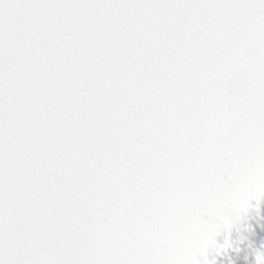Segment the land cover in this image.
I'll list each match as a JSON object with an SVG mask.
<instances>
[{"label": "snow or ice", "instance_id": "obj_1", "mask_svg": "<svg viewBox=\"0 0 264 264\" xmlns=\"http://www.w3.org/2000/svg\"><path fill=\"white\" fill-rule=\"evenodd\" d=\"M261 199L264 0H0V264H210Z\"/></svg>", "mask_w": 264, "mask_h": 264}, {"label": "water", "instance_id": "obj_2", "mask_svg": "<svg viewBox=\"0 0 264 264\" xmlns=\"http://www.w3.org/2000/svg\"><path fill=\"white\" fill-rule=\"evenodd\" d=\"M217 245H222L225 239L231 248L216 255L211 251L208 260L215 264H255L257 252H264V199L259 205L251 202V207L246 216L242 217L239 224L234 226L229 233L221 231L216 236Z\"/></svg>", "mask_w": 264, "mask_h": 264}]
</instances>
